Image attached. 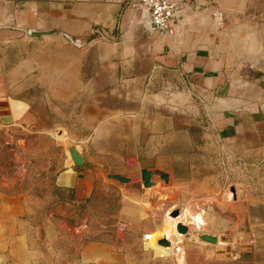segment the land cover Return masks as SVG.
Masks as SVG:
<instances>
[{
  "label": "crops",
  "instance_id": "0c3cea01",
  "mask_svg": "<svg viewBox=\"0 0 264 264\" xmlns=\"http://www.w3.org/2000/svg\"><path fill=\"white\" fill-rule=\"evenodd\" d=\"M130 1L0 0V119L30 115L29 127L39 126L52 110L78 102L80 132L66 139H76L85 164L130 179L119 183L118 224L156 257L174 253L178 264L250 261L264 247V191L227 179L232 162L264 164V0H191L174 36L149 33ZM211 9L227 14L223 28ZM63 34L87 44L76 48ZM87 50L94 70L86 77ZM66 159L56 185L78 204L100 177ZM142 169L153 172L150 189ZM173 210L189 235L174 227L160 255L143 238L159 239ZM26 214L21 196L0 199V264L40 258L39 232ZM203 234L225 241L195 243ZM79 255L80 264H129L126 252L104 241L83 245Z\"/></svg>",
  "mask_w": 264,
  "mask_h": 264
},
{
  "label": "rangeland",
  "instance_id": "374dc122",
  "mask_svg": "<svg viewBox=\"0 0 264 264\" xmlns=\"http://www.w3.org/2000/svg\"><path fill=\"white\" fill-rule=\"evenodd\" d=\"M262 21L264 22V18ZM82 57L81 72L87 77L94 70L93 51L87 50ZM60 107V111L49 112L50 120L40 122L39 126L35 124L29 127L33 121L30 115L21 121L0 119V199L13 195L24 199L27 207L26 220L31 230L37 229L39 232L37 246L40 258L36 264H79L65 261L71 256L60 245L59 241L62 240H66L65 245L72 244L75 251L84 242L111 243L128 254L129 264H178L174 253L157 251L160 255H165L156 257L151 250L139 243L136 234L127 232L123 225L118 224V215L115 222L110 221L108 214L111 204L118 197L121 200V192L119 183L109 180L105 173L98 172V198L91 202L87 212L80 211V203L75 204L73 201L55 204L53 189L58 187L56 179L70 164L66 159L68 147L73 146L72 141L76 140L70 141L66 136L69 131L72 137L79 134L81 114L78 102ZM220 167L221 165L216 164L214 171L221 178ZM241 179L254 186L257 191H264V164L254 166L247 162H232L228 182L232 184L231 187H236L235 184ZM223 188L225 193L233 196L229 188ZM170 220L175 227L176 218ZM145 238L147 237L143 240ZM156 240H153L155 245ZM190 241L195 242L192 239ZM195 243L210 245L204 242ZM144 244L146 245L145 242ZM147 247L150 248L149 245ZM261 248L260 253L250 261L211 260L207 264H264V247ZM169 249L162 248L166 253Z\"/></svg>",
  "mask_w": 264,
  "mask_h": 264
},
{
  "label": "built area",
  "instance_id": "2783aa9c",
  "mask_svg": "<svg viewBox=\"0 0 264 264\" xmlns=\"http://www.w3.org/2000/svg\"><path fill=\"white\" fill-rule=\"evenodd\" d=\"M129 5L140 14V21L149 33L174 36L177 18L191 5V0H131ZM227 17L224 11L211 9L212 22L218 28L226 25Z\"/></svg>",
  "mask_w": 264,
  "mask_h": 264
},
{
  "label": "water",
  "instance_id": "95a60500",
  "mask_svg": "<svg viewBox=\"0 0 264 264\" xmlns=\"http://www.w3.org/2000/svg\"><path fill=\"white\" fill-rule=\"evenodd\" d=\"M184 14L185 13L183 12V13H181L178 16V18H177L178 21H182V18L184 16ZM29 34L32 35V36H38V35H44V34H47V33H39V32H35V31H31ZM63 36L68 40V42L72 46H74L76 48H82V47H84L87 44V40H85V39H82V40L72 39V38H70V37H68L67 35H64V34H63ZM68 154L70 156L72 165L74 167H87V168H89L91 171H93L95 173H98V172L105 173V174H107L106 176H107V178L109 180L116 181L118 183L127 184V183L130 182V179L128 177L109 173L108 169L106 167H99V166H93V165L85 164L83 157L81 156L79 151L73 146L68 148ZM152 176H153V172L150 171V170L142 169L140 171V179H141V182H142V187L144 189H150L151 187L154 186V183L152 181ZM161 179L166 181V176L165 175H161ZM230 191L233 194V198H234V195H235L234 189H231ZM179 215H180L179 210H173V211H171L169 213V217H171V218H177V217H179ZM175 231H176L177 234H179L180 236L183 237V236L188 234V227L184 223L178 222L175 225ZM195 240L197 242H204V243H207V244L215 245L219 241L220 242L221 241H225V237L217 238L215 236H210V235L203 234V235H200V236L196 237ZM156 244H157V246L163 247V248H169L171 246V243L166 238V236L160 237L156 241Z\"/></svg>",
  "mask_w": 264,
  "mask_h": 264
},
{
  "label": "trees",
  "instance_id": "16d2710c",
  "mask_svg": "<svg viewBox=\"0 0 264 264\" xmlns=\"http://www.w3.org/2000/svg\"><path fill=\"white\" fill-rule=\"evenodd\" d=\"M53 190H54L55 198H56L55 199V204L61 203L63 201H68V202L73 201V194H72L71 190L60 188V187H55ZM97 193H98V188H97L96 182H95L92 194L85 201L80 202L79 210L87 212L88 208L90 207L91 202L94 199L98 198L97 197ZM119 208H120V198L118 197L117 201L115 200V202L111 204V210H110V212L108 214L111 222H115L116 221V216L118 214ZM65 241L66 240L59 241L60 245L71 256L68 259H66L65 261L66 262H70V263L76 262V263L80 264V261H79L80 260V255H79L80 249H81V247L83 245H85V244H87L89 242H84L81 246H79L78 250L75 251L73 245L72 244L71 245H65ZM70 242H73V241H70Z\"/></svg>",
  "mask_w": 264,
  "mask_h": 264
},
{
  "label": "bare ground",
  "instance_id": "6f19581e",
  "mask_svg": "<svg viewBox=\"0 0 264 264\" xmlns=\"http://www.w3.org/2000/svg\"><path fill=\"white\" fill-rule=\"evenodd\" d=\"M172 219H175V218H172ZM170 221V223H169V227L168 228H166V230L165 231H163L159 236L160 237H162V236H166V238L167 239H169V236H171L170 234H172L171 232H173V230H174V225L172 224L173 223V221L172 220H169ZM172 222V223H171ZM165 224H167L168 225V223H165ZM166 227V226H165ZM179 235V234H178ZM159 237V238H160ZM157 238V235H151V236H148L147 238H145L144 239V242L146 243V245L148 246H150V248H154L156 251H160V252H162V253H166L164 250H162V248H160L159 246H156L155 244H154V242H153V240L154 239H156ZM158 240V239H157ZM156 240V241H157ZM170 248V247H169ZM159 252V253H160Z\"/></svg>",
  "mask_w": 264,
  "mask_h": 264
}]
</instances>
